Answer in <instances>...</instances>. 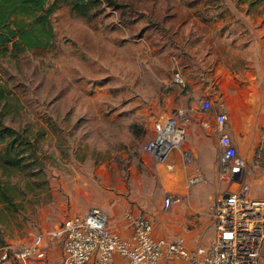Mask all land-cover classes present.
Listing matches in <instances>:
<instances>
[{"label": "rangeland", "instance_id": "rangeland-1", "mask_svg": "<svg viewBox=\"0 0 264 264\" xmlns=\"http://www.w3.org/2000/svg\"><path fill=\"white\" fill-rule=\"evenodd\" d=\"M114 1L87 14L61 1L51 16L50 48L15 55L9 45L0 56V127L34 143L16 144L19 161L0 168L17 197L16 208L1 205L0 248L47 231L75 206L127 220L161 211L165 185L175 181L145 150L154 123L183 110L189 118L183 143L201 132L191 119V89L179 86L175 73L216 66L208 60L212 51L238 69L264 38V0ZM207 99L203 116L217 108L215 97ZM9 141L0 142V154ZM214 146L205 145L213 152ZM220 188L198 199L203 213L190 216L202 220L187 237L193 247L215 234L212 206L225 184Z\"/></svg>", "mask_w": 264, "mask_h": 264}, {"label": "built area", "instance_id": "built-area-1", "mask_svg": "<svg viewBox=\"0 0 264 264\" xmlns=\"http://www.w3.org/2000/svg\"><path fill=\"white\" fill-rule=\"evenodd\" d=\"M174 80L186 86L181 72L175 73ZM200 104L204 110L211 108L208 99ZM216 119L221 131L219 178L226 189L212 206L215 234L208 244L189 248L184 236L157 238L153 234V220L147 214L134 215L132 235L124 239L110 231L107 213L93 206L84 215L65 218L52 230L20 242H7L0 248V264H34L35 260H44L46 236L62 241L64 264H90L92 259L97 264H115L116 254L125 257L130 264H168V256L179 257L189 264H264V197L251 194L248 166L238 159L231 136L224 132L227 115L219 113ZM188 121L183 110L157 120L145 150L157 161H165L174 149L181 148ZM183 155L186 161L191 160L188 150H183ZM257 163L264 166V138L257 150ZM201 180L200 174H194L189 182L197 184ZM181 201L182 198L171 193L164 200V208Z\"/></svg>", "mask_w": 264, "mask_h": 264}, {"label": "crops", "instance_id": "crops-1", "mask_svg": "<svg viewBox=\"0 0 264 264\" xmlns=\"http://www.w3.org/2000/svg\"><path fill=\"white\" fill-rule=\"evenodd\" d=\"M210 53L212 55L208 60L217 63L216 66L182 74L186 82L185 87L191 89V119L201 132L197 137L192 136L183 143L189 148L184 150H188L192 156L189 162L186 161L182 148L174 149L165 161H159L161 162L159 167L162 171L161 175H170L175 181L174 186L167 183L165 189L169 194L173 193L182 198V201L170 208H162L161 211L154 209V215L151 218L154 223L153 234L157 238L170 239L184 236L186 240L187 237L190 239L193 231L197 229L196 226L202 222V220L199 223L194 222L196 216L190 217L194 213H203V206L198 203V199H203L206 193H214L211 194L214 196L216 191L221 190L223 182L219 178L220 150L218 147L221 131L216 124L217 114L227 115L224 132L231 136L232 144L238 152V159L246 163L248 167L254 165L264 170V166L257 163V150L264 138V38L257 47L255 57H247L246 62L238 69L228 66L224 58L216 57L217 52ZM212 85L217 89L215 90ZM207 97L216 98L217 108L203 116L199 110L200 102ZM181 98L184 101L186 96L182 95ZM168 117L171 116L165 118ZM209 123L211 126L208 125L210 129L207 130L206 124ZM212 144L215 145L214 152L205 147V145ZM151 158L154 159L152 156ZM258 168H255L257 172L249 174L247 179L251 184L253 196L264 197V173H258L261 171ZM194 174H200L202 180L197 184L189 185L188 179ZM88 209L89 207L75 206L67 209L64 214L69 217L84 215ZM107 215L110 231L119 234L124 239H129L133 232L131 219L135 214L127 215L128 220L114 211H109ZM64 219L61 221L58 219L47 231L60 225ZM191 242L187 241L189 248H193L194 244ZM43 245L46 257L44 260H35L34 264H64V252L60 239L52 240L46 236ZM114 259L115 264H130L120 254H116ZM166 260L168 264H189L188 261L174 256H168ZM90 264H97V262L92 259Z\"/></svg>", "mask_w": 264, "mask_h": 264}, {"label": "trees", "instance_id": "trees-1", "mask_svg": "<svg viewBox=\"0 0 264 264\" xmlns=\"http://www.w3.org/2000/svg\"><path fill=\"white\" fill-rule=\"evenodd\" d=\"M0 0V56L9 50L18 55L25 50L47 49L52 46L55 37L51 24V16L59 6V2H69L79 13L87 14L88 11L100 4L103 0ZM108 4L115 5L114 0H104ZM10 141L6 144V151L0 154V168L19 161L14 157L18 154L16 144L34 145L24 135H19L11 127H0V142ZM14 186L0 179V218L3 208L17 207ZM18 209V208H17ZM1 233V229H0Z\"/></svg>", "mask_w": 264, "mask_h": 264}, {"label": "water", "instance_id": "water-1", "mask_svg": "<svg viewBox=\"0 0 264 264\" xmlns=\"http://www.w3.org/2000/svg\"><path fill=\"white\" fill-rule=\"evenodd\" d=\"M227 196V195H226Z\"/></svg>", "mask_w": 264, "mask_h": 264}]
</instances>
